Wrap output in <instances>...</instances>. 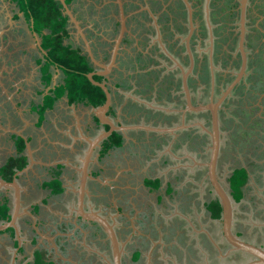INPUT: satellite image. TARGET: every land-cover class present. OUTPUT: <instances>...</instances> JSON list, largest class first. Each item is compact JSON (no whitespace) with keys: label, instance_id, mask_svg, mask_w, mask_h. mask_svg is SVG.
Masks as SVG:
<instances>
[{"label":"flooded vegetation","instance_id":"obj_1","mask_svg":"<svg viewBox=\"0 0 264 264\" xmlns=\"http://www.w3.org/2000/svg\"><path fill=\"white\" fill-rule=\"evenodd\" d=\"M7 1L9 5H14L15 14L23 15L21 19L23 28H18V23H14L15 26L12 24L13 27L10 26L11 28L8 29V24L4 23L2 29L6 30V37L0 40V97L5 98L4 90L8 93L12 91L9 94L12 96L14 93L13 101L16 102L15 105H12V102L9 103L8 109H5L0 116V141H3L0 143V180L9 184L14 183L18 192V210L13 223L15 228L9 227L0 232V264H35L36 253H39L46 263L61 264L64 261L62 264H72L69 257L78 249L81 260L76 264H246L253 261L254 258L236 250L226 240L221 210L218 218H215L210 210L211 203L216 202L220 206L208 176L211 112L189 110L182 86V72H187L190 68L186 78L190 102L193 106H199L209 102L215 103L226 91L228 85L234 81L241 65L238 50V0H228L233 3L237 14V21L231 25L228 33L232 36L231 40L235 47L233 48L232 44L231 46L226 44V48L224 47L221 52L219 61L221 64L218 63L219 56L213 50L215 41L212 30L208 27L206 41L196 26L195 8L199 2L195 6L191 0H186L192 15V32L188 39L192 57L190 64L191 59L186 50L189 15L183 0H177L181 7L167 5L166 0L164 2L153 0L152 3V0L149 2L144 0H64V4L78 23L81 33L76 30L67 16V9L63 8L58 0H54L60 4L61 15L65 18V32L73 34L71 37L67 36V44L62 45L67 46L70 51L77 52L78 56L84 57L86 66L89 68L85 74L83 73L85 78L92 74V80L103 85L110 96V105L104 117L100 116L98 111L106 101V95L100 87L95 86L105 96L102 105L94 107L88 103L87 99L73 101L74 104L81 103L84 107L88 105L95 110L96 117L92 118L93 124L87 125L86 128L92 130L95 126V131L100 130L89 142L83 141V144L79 142L81 140L77 141L75 144L77 149L74 152L65 148L67 143L60 138L50 137L51 141L47 143L44 139L39 142L38 137L30 135L33 130L41 132L43 114L52 103L50 100L49 105L45 106L43 99L46 96L55 97L53 90L56 87L47 91L50 86L45 83V79L40 84H34V88L41 86L39 93H35V96L39 97L38 101L40 100V104L36 105L39 113L32 110L30 113L36 121L35 129L30 127L27 128L28 131L20 129L2 133L3 129L14 127V123H20L21 127L24 125L22 123L24 119L20 118L13 109L14 106L18 108L22 105L15 98L21 95L24 85V82L23 84L20 82L21 66L30 67L29 61L40 65L41 79L45 76L46 64H49L48 68L51 66L58 68L64 78V71H67L66 66L59 65L48 58L49 52L43 47L42 31L36 30L34 22L26 17L25 12L14 1ZM171 1L174 3L176 0ZM248 3L247 0L245 31L252 20H255V17L252 19V9ZM150 4H154L156 8ZM209 4L208 1L207 6ZM10 21L13 23V18ZM184 27L187 28V34L182 38ZM17 29L21 31V34L13 36ZM26 34L29 36L27 37ZM80 34L85 36L86 42H89L88 46ZM250 44L248 34L245 32L243 46L248 48ZM91 45L96 54L101 56L100 63L94 64L89 57V53L92 56ZM244 52L246 57L244 75L217 108L219 147L214 170L218 183L232 204L230 235L264 250V244L261 241L264 239V224L252 226L256 221L261 220V216L264 218V200L249 186L247 168L229 164L226 158L222 162L221 116L233 91L247 76L246 49ZM233 64L238 65L236 69L233 68ZM75 73L78 72L75 71ZM199 77L207 80L205 86H207L208 95L205 98L199 95L203 93L201 88L203 89L204 86ZM62 92L61 97L64 95L69 101L68 92L65 90ZM56 100L55 98L54 101ZM21 111L23 112V108ZM262 122L264 124V121ZM51 130L54 136H58L52 128ZM92 131L94 133V129ZM115 134L121 138L120 146L104 149V144L109 142ZM99 137H102V140L99 144L92 146L87 163L86 192L82 197V209L84 212L97 214L112 226L118 243L117 263H115L111 242L104 228L83 220L78 212L81 174L75 168H81L84 154L91 143ZM10 140L11 143H9ZM188 141L194 143L192 149L186 147ZM21 146L23 148L20 150ZM139 150L143 151V154L152 152L154 156L150 159L151 168L145 176L135 170H127L136 165L132 159L127 161L125 157L127 155L132 157ZM60 152L65 155L59 158ZM37 153L40 155L45 153L46 158H36ZM20 158L25 160L24 167L14 168V173L8 178L2 168L9 161L17 162ZM224 164L227 165L226 168ZM33 169L44 172L46 179L39 183L32 174ZM240 169L245 170L247 178L241 189V198L237 201L231 189L230 180L234 172ZM117 170L124 172H116ZM57 171H60L59 175L55 174ZM63 173L70 178L67 180L65 178L62 182ZM26 174L30 180L27 188H25L27 182L24 178ZM221 178L226 181L223 182ZM107 179L110 182L105 183L103 180ZM53 180L60 182L62 189L60 193H52L53 188L46 185ZM101 181L103 184H100ZM92 184L109 196L114 191L119 193L123 199L118 203L122 206L113 207L114 209L110 212H107V209H102L103 213L96 211L92 204H95L94 197L97 192L92 191L90 195L88 194V188ZM36 186L38 196L29 191ZM22 188L25 192H22ZM180 193L185 194V202L182 201ZM151 194L154 195V204L148 202L147 208L139 210L141 198L145 199V196ZM15 199L13 188L0 186V207L5 205L8 208V218H0V225L11 221ZM21 201L24 204H21ZM145 204L147 205V202ZM105 207L107 208V203ZM251 207L253 210L258 208L256 213L260 217H256L250 211ZM56 210L62 215L57 216ZM47 213L48 219L52 216L58 218V221L53 222L51 231L57 242L55 246L58 250L56 251L54 246L51 249L57 252L55 254L57 261L45 258L47 251L51 250H47V247L43 245V229L39 225L43 226L44 219H47L44 215ZM115 216L119 227L114 225ZM189 222H193L194 225L190 226ZM66 231H72V233L67 234ZM85 231L86 238L93 241L91 244L68 245L69 241L78 239L77 235L80 238L83 237ZM253 234L258 236L254 238ZM26 245L30 249L36 246L31 250L30 256L25 253Z\"/></svg>","mask_w":264,"mask_h":264},{"label":"rangeland","instance_id":"obj_2","mask_svg":"<svg viewBox=\"0 0 264 264\" xmlns=\"http://www.w3.org/2000/svg\"><path fill=\"white\" fill-rule=\"evenodd\" d=\"M84 1H86V0H84ZM144 1L149 2V0H144ZM160 1L164 2V0H160ZM208 1L210 4L207 6L208 3H206V0H191V3H193L195 6H196L197 2H199V5H200V6L199 5L196 6V8H195V11H196L195 23H196L197 28L201 31L202 35H204L203 36L204 40L208 39V37L207 38L205 37V35L207 36L208 27H209V29L212 30L213 40L215 41V46H214L213 50L215 51L216 55L219 56L218 63L221 64V62H219L221 59V56H222L221 52H222V49L226 46V44L227 45L229 44L230 46L232 44V47L233 48L235 47V44L233 45V42L231 40L232 36H229L228 33L231 30V25L235 24L237 21V14L234 11L235 7H234L233 3L228 1V0H211V1L208 0ZM248 1H249L248 6L250 8H252V10H251L252 19H254V17H255V20L253 21V25H252V27H253V26H256V24H260L259 21H260L261 17L264 16V0H248ZM152 2H153V0L151 1V3ZM165 3H167V5L173 4L174 6L181 7L177 0L174 1V3L171 0H166ZM39 4L41 5L42 3L39 1ZM150 5L153 6V8H156V6L154 4H150ZM21 6L18 5L19 8ZM203 6H204V9H203ZM6 7L3 4V2L1 4V1H0V28H2V25L4 23L6 24L8 22V19L4 13V11H5L4 9ZM41 7L43 9L37 10L36 14H37L39 19H42V18L44 19L45 18L44 14L48 13L46 11L48 9V7H46V6L45 7L41 6ZM51 7L52 6H50V8ZM51 9H52L51 11L53 12V10L55 8H51ZM23 11L26 12V10L24 8H23ZM34 20L36 21V19H34ZM263 27H264V25H263ZM186 30H187V28H185V27L182 29V34H181L182 38L186 37L185 36V34H187ZM262 30L264 32V29H262ZM246 32H247L248 37H249V42H251V44L248 46V48H245L246 53H247V57H248V65H247L248 73H247V76L245 77V79L243 80V82L240 85H238L236 87V89L233 91L231 99L226 103V105L223 108V112L225 114L222 113L221 124H220L221 125L222 141H223L222 162L226 158V159H228L229 164H233L236 166H244L245 168H247V170H249V186H251L253 188V191L258 193L259 196L261 198H263V200H264V124L262 122V121H264V49L261 50V46H264V45H263V43H261L262 41H260V39H259L260 37L257 39L258 41L256 39L254 40L255 33L252 31L251 25H249V27L246 28ZM227 37L229 39L228 42H227ZM258 46L260 48H258ZM71 59L74 62L79 61L76 57H72ZM79 62H81V61H79ZM235 63L238 64V62H235ZM237 64L236 65L233 64L234 69L237 68V66H238ZM219 69H221L220 66H219ZM224 69H226V67ZM199 80H201L202 85H204L203 89L201 88V91L203 93L199 94V95L200 96L202 95L203 98H205L208 95L207 86H205V85H207V80L203 79V77L202 78L199 77ZM76 81H77V79L74 77L68 78V84L70 83L71 86L74 84L76 85ZM24 82H25L24 83L25 87L29 86L31 88V90L34 89L33 86L36 83L33 79L27 78ZM22 89H23L22 94L15 96V98L23 106L29 100V98L25 94L27 88H22ZM53 91H54V95H55L54 98H50V97L46 96L43 99L45 106L49 105L50 100L52 102V104H51V106H52L54 104L55 98L56 99L60 98L62 93H63L62 90H60V88H58V86ZM7 93H8L7 90H4L3 94L5 95V98L3 99L0 97V110H1L0 116H2V112H4L5 109H8L9 103L12 102V105L16 104V102L13 101L14 93L12 94V96H11V94H9V93H12V91H10L8 94ZM140 95H142V94H140ZM196 101H198V100L196 99ZM32 104H31V106L34 107V108H32V112L39 113L38 107L34 103H32ZM41 105H43V103H41ZM22 106L21 107L18 106V108H16V106H14L13 109L16 113H18L17 115H19L20 118H25V117H27V115H26L27 110H26L25 106H23V107ZM22 108H23V112L21 111ZM24 110H26V111L24 112ZM23 113H25V115H24L25 117H23ZM32 117H33V115H32ZM13 125H14V127L10 128V129H3V130L1 129L2 133H8V130L19 131L20 129H22L23 131H25V130L28 131L26 129V126L23 125V127H24L23 128V127H21L20 123H14ZM39 134H40V132H38V135ZM30 135L36 136V134H34V132H32V134H30ZM38 135L36 137L41 136V134L39 136ZM50 137L54 138V137H58V136H54L53 133H50ZM7 139H9V137ZM41 141H43V140L41 139L39 142H41ZM1 142H3V141H0V143ZM9 143H11V140L9 141ZM186 147H188L189 149H192L194 147V143L188 141V146H186ZM48 149H49L51 155H53L50 148H48ZM11 150H12V148H11ZM62 155H65V153L60 152L58 154L59 158ZM45 156H46L45 153H41V155L37 153L36 158L42 159V158H46ZM226 167H227V165H225V168ZM39 171H40V169H39ZM35 174L38 176V178H36V179L39 181V183L46 179V175L44 172L40 173L36 169ZM63 176L66 178V180H67V178H70V176L66 175L65 173H63ZM222 180H223V182L226 181V179H224V178ZM89 187H90V188H88V194L89 195L92 193V191L97 192L95 195L96 197H94V200H95L94 203L95 204H92L93 208L96 211L101 212L102 209H107V212L108 211L110 212L114 208L122 206L120 203H118V201H122L123 198H121L119 193H117L116 191L112 192L111 196H109V195L105 194L104 192L100 191L93 184L90 185ZM37 188H38L37 186L33 187L29 191L32 194H37V192H36ZM37 196H38V194H37ZM145 197H146L145 199H144V197L141 198V204L139 203L140 204L139 210H141L143 208H147L149 205L148 202H150L151 204L152 203L154 204V195L151 194V195H147ZM180 197H181L182 201L185 202V194L183 195L182 193H180ZM97 198H99V200ZM146 202H147V205L145 204ZM106 203H107V208L105 207ZM137 206H138V203H137ZM123 207H124V205H123ZM250 211H252L253 214L256 215V217H260V216H257L258 214L256 213V212H258L257 207L254 208V210L251 207ZM55 212L58 214L57 216H60L61 212H59L58 210H56ZM101 213H103V212H101ZM105 213L106 212H104V214ZM141 213H143V212H141ZM44 217L45 218L49 217V214L48 213L45 214ZM260 219L261 220L253 223L252 226L254 224H261V225L264 224V218L261 216ZM55 221H58V218H54L52 216L51 219H48V218L44 219L43 226L39 225V227H42V229H43L42 241L44 242V244L43 243L42 244L45 245V247H47V250H49V249L51 250L53 246L55 247L56 251L58 250L55 246V245H57V242L54 240L55 235H54V233L51 232L53 230V222H55ZM113 221H114V225L119 227L118 221L116 220V216H115V219H113ZM249 222L251 223V221H249ZM65 223H67V222H65ZM189 223H190V226H192L193 222H189ZM125 229H127V228L125 227ZM248 229H250V228H248ZM66 233L71 234L72 231H69V232L66 231ZM85 233H86V231L84 232V235L81 238L78 237V235H77L76 238H78V239L69 241L68 245L73 244V245L81 246L82 244H85V243L87 245L91 244L93 242L92 239H90V238L87 239L85 236ZM253 235H254V238H256L258 236L257 234H253ZM67 237H69V236H67ZM28 241H29V239H28ZM261 241H263L262 243L264 244V239ZM27 243H29V242H27ZM60 245H61V243H60ZM35 247L36 246H34L30 249L26 245V248H25L26 255L28 254L30 256L31 250L34 249ZM56 251H53V250H51L49 252L47 251L45 258L46 259L50 258L51 260L55 261L56 257H57V256H55V254H57ZM79 251L80 250L78 249L75 252H72L73 255L69 257V259L72 260V264H76V262H80L81 259L79 257V254H80ZM61 257L64 258V255H62ZM29 261H31L30 257H29ZM63 262H61V264Z\"/></svg>","mask_w":264,"mask_h":264},{"label":"crops","instance_id":"obj_3","mask_svg":"<svg viewBox=\"0 0 264 264\" xmlns=\"http://www.w3.org/2000/svg\"><path fill=\"white\" fill-rule=\"evenodd\" d=\"M0 1H1V4L3 2L5 7L7 6L4 9L5 10L4 13H5V15H6L7 19H8V22H7L8 29L11 28L10 26H12V24H13V26H15L16 23H18V25H19L18 28H23V27H21L22 24H23V21L21 20V19H23V15L22 14H19V15L15 14L16 9H15L14 5L13 4L9 5L7 0H0ZM12 18L14 20L13 23L10 21V19H12ZM253 21L254 20H252V23L250 25H251L252 31L255 33L254 40L255 39L257 40L260 37L259 39H260V41H262L261 43H263V45H264V32L262 30V29H264V27H263V25H264V16L261 17V19L259 21L260 24H256V26L252 27ZM4 32H6V30L0 28V40L5 39L6 36H5ZM48 33H49V31L47 29L42 30L43 36H46ZM20 34H21V31H19L17 29V30H15V35H13V36H18ZM26 35H27V37L29 36V34H26ZM72 35L73 34H71V32L67 31L66 32V37L64 38V40H63L64 42L62 44L66 45L67 44V36L71 37ZM74 39H76V38L74 37ZM84 39H85V36H84ZM84 41H85L86 46H88L89 42L87 43L86 40H84ZM258 48H260V47L258 46ZM90 49H91V52H92V56L91 57H92V61L94 62V64H97V62L100 63L102 61L101 56L96 54V52L94 51V48H93L92 45L90 46ZM263 49H264V46H261V50H263ZM21 65H23V63H21ZM28 65L30 67L25 66V65L21 66V71H20L21 72V78H20V82L21 83L24 82L27 78L28 79L31 78V79H33L35 81L36 84L37 83L40 84L41 81L42 80L44 81V79H45V83H48L49 86H50L47 89V91L49 89L55 88L57 86H61L63 84L64 76H63V73L58 68H55L54 66L49 67L47 69V71L44 73V75H45L44 77L45 78L42 76L43 78L41 79L40 65H37L33 61H29ZM115 67H117V65H115ZM22 88H27L25 94L29 98V100L23 105V106L26 107V110H27L26 115H27V117H25L24 116L25 113H23V117H25L23 119L26 122L23 121L22 123L24 124V126H26V129L30 128V127L32 129H35V126H36L35 122L36 121H34L32 115L30 114L31 110L33 108L31 106V104L32 103H34L35 105L40 104V100L38 101V99H37L39 97L35 96V93L36 92L39 93V91L41 89V86L38 85V87L37 88L35 87L33 90H31V88L29 86L25 87L24 85L22 86ZM22 92H23V89L21 91V94H22ZM51 104L49 105L48 109L43 114L42 129H41V132H40L41 136L38 137L37 140L40 141L41 139H44L47 143H50V141H51L50 140L51 139L50 138V133L52 132V130H51V128H52L53 131L58 135V137L61 140H65L64 142L67 143V146H65V148L69 149L71 152H74L77 149L76 146H75L77 141L81 140L79 142L84 144V142L91 141L93 139V137H95L99 133L100 130L95 131V129H96L95 126L93 128L94 129V133L92 131L93 129L91 130V129L86 128L87 125L91 126V124H93L92 123V118L96 117L95 116V110L92 109L90 106L86 105L84 107V105L81 104V103L74 104V102L72 100L67 101L64 95L60 99L58 98L56 101H54V104L52 106H51ZM26 110H24V112ZM33 132H34V134L38 133V132H36L34 130H33ZM142 152L143 151L139 150V152H137L136 155H132V157L127 155V157H125V159L127 161L129 159H132V162H134V164L136 165V166L133 165L132 169H127V170H129V171L135 170L138 173L144 174V176H145V174L148 173L147 171H149L150 168H151V163L150 162H152V161H150V159L151 158L153 159L154 156H153L152 152L148 153V154H143ZM163 152L166 153V151H164V150H163ZM35 170L36 169H33L32 174L34 175V177L38 178V176L35 174ZM120 171L124 172L123 170H117L116 172H120ZM40 172H42V171L40 170ZM155 172H156V170H155ZM163 172H165V171L163 170ZM24 178L26 179V182H27V185H26L25 188H27V186L30 185V182H29L30 180H29L28 174H26ZM61 178H62V182H63V179H65V177L62 176ZM112 180L116 181L117 179L116 180L112 179ZM103 181L105 183H107V181L110 182V180H108V179L107 180H103ZM103 181H101L100 183L103 184ZM23 191L25 192V189L22 188V192ZM22 203L24 204V202L21 201V204Z\"/></svg>","mask_w":264,"mask_h":264},{"label":"water","instance_id":"obj_4","mask_svg":"<svg viewBox=\"0 0 264 264\" xmlns=\"http://www.w3.org/2000/svg\"><path fill=\"white\" fill-rule=\"evenodd\" d=\"M58 2L61 4V6L65 9H67V16L69 17L70 21L73 23V25L75 26L76 30L80 32V28L78 27V23L74 20V17L72 16V14L70 13V11L68 10V8L66 7V5L64 4V0H58ZM183 2L185 3L187 9H188V20H189V33L186 37V50L189 54V58L191 59L190 64L192 63V57L190 55V48L188 45V39L191 35L192 32V15H191V9L190 6L188 4V2L186 0H183ZM247 0H238V50L241 56V65L238 69V73L235 76L234 81L228 85V87L226 88V91L222 93L221 97L215 102H209L206 105H199V106H193L190 102V94L186 85V78L187 75L190 72V68L187 70V72H182V86H183V90L185 93V97H186V101H187V107L189 110L193 111V112H202L204 110H209L211 112V132L209 133L210 136V145H211V151H210V162L208 164V168H209V180L212 184V187L214 189L215 194L217 195V198L220 202V206H221V220H222V224H223V232L225 234V238L226 240L232 245V247H234L236 250L243 252L247 255H249L250 257L254 258L253 261L246 263V264H264V250L256 247L254 245L242 242L238 239H236L235 237L230 235V229H231V224H232V204L229 200V198L227 197L225 191L223 190V188L221 187V185L218 183L217 179H216V175H215V163L217 160V155H218V136H219V131H218V118H217V108L219 106V104L222 102V100L225 98L226 95H228L230 93V91H232V89L239 83V81L241 80V78L244 75V71H245V66H246V57H245V52H244V37H245V17H246V4ZM206 3H208V0H206ZM81 37L84 39V36L82 34H80ZM89 57H91V53H89ZM92 58V57H91ZM92 74L87 75V79L88 81L97 87H100L103 92L106 95V101L104 103V105L102 107L99 108V113L100 116L104 117L106 111L108 110V107L110 105V96L108 91L106 90V88L98 83H95L92 78H91ZM101 118H99L100 120ZM102 121V119H101ZM111 125V124H110ZM108 135V134H107ZM106 135V136H107ZM102 137L96 138L94 140V142L91 143V145L88 148V151L84 154V159L81 160L82 166L80 169L75 168L79 171V173L81 174L80 177V183H79V191H78V212L80 213V216L82 217L83 220L89 222V223H94L97 225H100L102 228H104V230L106 231V233L108 234V237L110 239L111 242V246L114 252V259H115V263H117V256H118V251H117V239L114 233V230L112 228V226L110 224H108V222L104 219H102L101 217H99L97 214L94 213H87L84 212L82 209V200H83V194L86 192L85 191V177H86V170H87V163L89 161V157H90V153H91V148L93 145H95L96 143L99 144ZM26 146L28 147V144H26ZM0 186L1 187H10L13 188L15 190V208H14V212L12 215V219L9 223H6L4 225H0V232L12 227L15 228L14 226V220L17 216V210H18V192H17V188L15 186L14 183H5L3 181L0 180ZM117 254V256H116ZM118 264V263H117Z\"/></svg>","mask_w":264,"mask_h":264},{"label":"trees","instance_id":"obj_5","mask_svg":"<svg viewBox=\"0 0 264 264\" xmlns=\"http://www.w3.org/2000/svg\"><path fill=\"white\" fill-rule=\"evenodd\" d=\"M17 5L21 6L20 9L23 11V8L26 10L25 15L28 19H31L34 22L35 28L37 31H42L47 29L49 34L43 36V47L47 50L48 58L55 61L59 65L66 66L67 71H64L65 78L64 83L60 86V90L68 92L70 95V100L81 101L83 99H87L88 103L94 107L100 106L103 104L105 100V96L103 92L93 86L84 76V74L89 70L86 66V61L84 57L78 56L77 52L70 51L67 46L62 45V40L66 37V32L64 29L65 26V18L62 17L60 12V4L54 0H39L42 4H39L38 0H12ZM69 1V0H68ZM43 7H48L46 10L48 13H45V18L39 19L36 11L39 9H43ZM55 8L53 12L50 8ZM45 11V12H46ZM24 12V11H23ZM36 19V21L34 20ZM39 21V22H38ZM72 57H76L79 61H72ZM49 64L44 66V73L47 71ZM69 70V71H68ZM78 72L77 74L75 73ZM84 73V74H83ZM74 77L77 79L76 85L68 84V78ZM48 81V80H47ZM21 142V141H20ZM22 143V142H21ZM121 138L115 134L110 139L109 142L104 144V149L108 148H117L120 146ZM23 147H20V150ZM19 150V151H20ZM17 163V164H16ZM25 165L24 158H20L17 162L11 160L6 164L2 171L5 173L8 178L10 175L14 173L15 169H21ZM61 171V170H60ZM60 171H57L55 174L59 175ZM247 174L245 170L240 169L236 170L231 178V189L234 192V197L238 201L241 198V189L243 185L246 183ZM49 187H52V193H60L62 191L60 187V182L51 181L46 184ZM210 210L213 213L215 218L219 217L220 214V206L218 203L214 202L210 205ZM8 208L4 205L0 208V218L5 219L8 218L7 215ZM35 264H51L46 263L40 256L39 253H36Z\"/></svg>","mask_w":264,"mask_h":264}]
</instances>
